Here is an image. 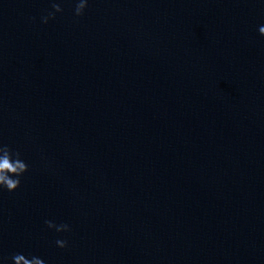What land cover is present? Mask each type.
<instances>
[{"label": "water", "instance_id": "water-1", "mask_svg": "<svg viewBox=\"0 0 264 264\" xmlns=\"http://www.w3.org/2000/svg\"><path fill=\"white\" fill-rule=\"evenodd\" d=\"M76 2L0 0V264H264V0Z\"/></svg>", "mask_w": 264, "mask_h": 264}, {"label": "clouds", "instance_id": "clouds-1", "mask_svg": "<svg viewBox=\"0 0 264 264\" xmlns=\"http://www.w3.org/2000/svg\"><path fill=\"white\" fill-rule=\"evenodd\" d=\"M87 7V0H77L74 14L81 16ZM53 12H49L47 16L42 17V22L47 23L48 19L54 18L55 12H61L59 4H52ZM259 34L264 36V26L259 27ZM28 171V165L20 158V153L13 151L7 145L0 144V190L9 192L15 191L20 186V177ZM45 224L49 229H55L57 233L69 232L71 229L67 224L56 225L52 221L46 220ZM55 244L59 248L67 247L66 239H57ZM13 264H45L44 260L36 256L30 259L23 254H14L11 257Z\"/></svg>", "mask_w": 264, "mask_h": 264}]
</instances>
